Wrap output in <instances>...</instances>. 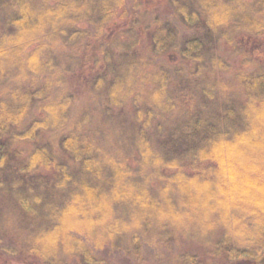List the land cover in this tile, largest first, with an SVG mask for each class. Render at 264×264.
<instances>
[{"label": "trees", "instance_id": "16d2710c", "mask_svg": "<svg viewBox=\"0 0 264 264\" xmlns=\"http://www.w3.org/2000/svg\"><path fill=\"white\" fill-rule=\"evenodd\" d=\"M124 3L0 0L1 249L264 264V0H170L176 23L109 38Z\"/></svg>", "mask_w": 264, "mask_h": 264}, {"label": "rangeland", "instance_id": "374dc122", "mask_svg": "<svg viewBox=\"0 0 264 264\" xmlns=\"http://www.w3.org/2000/svg\"><path fill=\"white\" fill-rule=\"evenodd\" d=\"M124 6L127 12V16L123 20H120L116 17L112 19V21L108 24L106 28V33L108 34L109 38L114 39V37H118L117 35L119 36L121 35L122 30L127 27L128 22L133 17L132 14H135L136 16H141L144 14L160 15L163 17H169L175 23L177 22V20L173 18V16H171L170 14L172 10L170 6V0H125ZM138 30L140 32L139 46H140V50H142L143 45L148 44L149 39L147 34L143 32L141 28H138ZM260 41H261V47H254V49L251 52V56L256 62H264V38H261ZM249 46H252L251 41L249 43ZM223 50L224 48L221 49V52ZM35 114H36L35 111H30L29 115L26 116L23 122L26 123V121L34 117L32 115ZM39 138L42 141L51 142L55 138H58V134L56 133L47 134L43 132L40 134ZM247 183L252 184V181H248ZM13 243L15 245V242L13 241L10 242L4 241V244L6 245ZM175 249L176 248L174 246L173 250ZM173 250H168L165 247H156L154 245L145 244L144 247L142 248V252H143L142 257L139 259L126 257L122 253L112 252L108 254V256L106 257L108 260L107 262L106 261L105 262L106 264H169L167 260ZM157 255H159L158 259H157ZM0 264H41V262L39 258L34 254L23 253L22 249H20V252H18L16 255L13 256L6 255L4 254L0 246Z\"/></svg>", "mask_w": 264, "mask_h": 264}]
</instances>
